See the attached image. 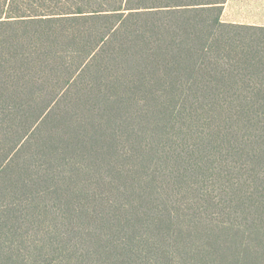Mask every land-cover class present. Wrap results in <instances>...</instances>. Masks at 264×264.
<instances>
[{"label": "trees", "instance_id": "1", "mask_svg": "<svg viewBox=\"0 0 264 264\" xmlns=\"http://www.w3.org/2000/svg\"><path fill=\"white\" fill-rule=\"evenodd\" d=\"M226 1L1 0L0 264H264V26Z\"/></svg>", "mask_w": 264, "mask_h": 264}, {"label": "crops", "instance_id": "2", "mask_svg": "<svg viewBox=\"0 0 264 264\" xmlns=\"http://www.w3.org/2000/svg\"><path fill=\"white\" fill-rule=\"evenodd\" d=\"M222 20L233 24L264 26V0H227Z\"/></svg>", "mask_w": 264, "mask_h": 264}, {"label": "rangeland", "instance_id": "3", "mask_svg": "<svg viewBox=\"0 0 264 264\" xmlns=\"http://www.w3.org/2000/svg\"><path fill=\"white\" fill-rule=\"evenodd\" d=\"M78 5L87 6L86 4L83 5L79 3V0H59V3L57 6H55V8L56 9H70ZM0 7H1V0H0Z\"/></svg>", "mask_w": 264, "mask_h": 264}]
</instances>
